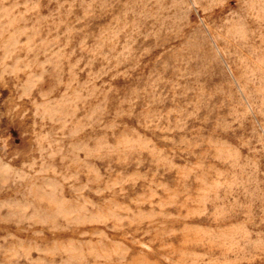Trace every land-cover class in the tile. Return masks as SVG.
<instances>
[{
    "label": "clouds",
    "instance_id": "1",
    "mask_svg": "<svg viewBox=\"0 0 264 264\" xmlns=\"http://www.w3.org/2000/svg\"><path fill=\"white\" fill-rule=\"evenodd\" d=\"M0 264H264V0H0Z\"/></svg>",
    "mask_w": 264,
    "mask_h": 264
}]
</instances>
